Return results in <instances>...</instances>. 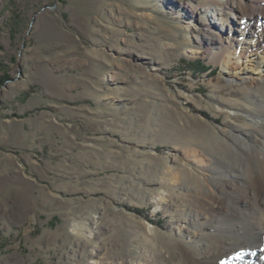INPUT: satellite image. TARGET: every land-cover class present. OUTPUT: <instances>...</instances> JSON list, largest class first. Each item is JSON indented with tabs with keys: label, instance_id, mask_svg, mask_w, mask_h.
<instances>
[{
	"label": "rangeland",
	"instance_id": "374dc122",
	"mask_svg": "<svg viewBox=\"0 0 264 264\" xmlns=\"http://www.w3.org/2000/svg\"><path fill=\"white\" fill-rule=\"evenodd\" d=\"M202 1L0 0V264H143L196 236L174 206L204 174L184 129L250 128L254 109L205 34L256 46L252 26H222Z\"/></svg>",
	"mask_w": 264,
	"mask_h": 264
},
{
	"label": "bare ground",
	"instance_id": "6f19581e",
	"mask_svg": "<svg viewBox=\"0 0 264 264\" xmlns=\"http://www.w3.org/2000/svg\"><path fill=\"white\" fill-rule=\"evenodd\" d=\"M262 5L264 0H204L201 3L206 15L224 18L222 26L229 19L246 28L252 26L242 31L256 40L255 49L249 53L243 49L237 52L231 43L221 46L223 42L217 35L205 34L210 46V62L225 68L228 81L234 80L232 73L236 75L234 81L237 83L232 87L241 89L254 108L246 113L251 127L225 122L215 129L217 136L211 138L204 133L198 134L202 132L196 125L184 129L200 143L193 144L185 157L195 159L196 166L204 174H195L185 188L187 193L175 201L174 206L180 211L181 223L188 229L196 228L197 233L191 238L188 231H181L180 240H162L147 248L146 255L140 259L143 264H264V127H261L264 122V75L258 70L264 65L261 53L264 22L257 25L259 17L264 16ZM250 53L257 55L255 69L248 71L233 62L246 59ZM252 71L260 72L257 78L252 76ZM230 88L225 90L232 94ZM226 110L232 109L218 102L212 112L220 115ZM197 112L202 117L210 116L203 110ZM231 119L236 116L232 115ZM192 120L198 122L195 118Z\"/></svg>",
	"mask_w": 264,
	"mask_h": 264
}]
</instances>
